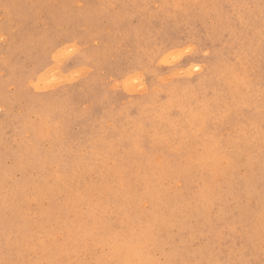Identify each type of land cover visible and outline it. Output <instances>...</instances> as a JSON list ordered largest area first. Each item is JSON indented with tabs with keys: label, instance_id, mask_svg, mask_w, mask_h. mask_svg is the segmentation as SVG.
Here are the masks:
<instances>
[{
	"label": "rangeland",
	"instance_id": "rangeland-1",
	"mask_svg": "<svg viewBox=\"0 0 264 264\" xmlns=\"http://www.w3.org/2000/svg\"><path fill=\"white\" fill-rule=\"evenodd\" d=\"M0 264H264V0H0Z\"/></svg>",
	"mask_w": 264,
	"mask_h": 264
},
{
	"label": "bare ground",
	"instance_id": "bare-ground-1",
	"mask_svg": "<svg viewBox=\"0 0 264 264\" xmlns=\"http://www.w3.org/2000/svg\"><path fill=\"white\" fill-rule=\"evenodd\" d=\"M51 78V77H50ZM108 123V122H107Z\"/></svg>",
	"mask_w": 264,
	"mask_h": 264
}]
</instances>
